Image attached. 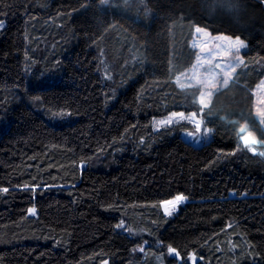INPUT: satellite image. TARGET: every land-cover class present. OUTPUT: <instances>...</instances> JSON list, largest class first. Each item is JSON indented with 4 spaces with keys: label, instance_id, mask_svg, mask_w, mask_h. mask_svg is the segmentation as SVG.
<instances>
[{
    "label": "trees",
    "instance_id": "16d2710c",
    "mask_svg": "<svg viewBox=\"0 0 264 264\" xmlns=\"http://www.w3.org/2000/svg\"><path fill=\"white\" fill-rule=\"evenodd\" d=\"M0 21V264H178L169 246L197 264H264L251 93L264 0H0ZM195 28L245 44L201 111L212 137L199 147L183 124L152 126L201 110L198 89L175 83ZM244 123L257 155L241 146ZM144 241L160 247L141 255Z\"/></svg>",
    "mask_w": 264,
    "mask_h": 264
},
{
    "label": "rangeland",
    "instance_id": "374dc122",
    "mask_svg": "<svg viewBox=\"0 0 264 264\" xmlns=\"http://www.w3.org/2000/svg\"><path fill=\"white\" fill-rule=\"evenodd\" d=\"M0 25H2L0 30L5 27L4 22L0 21ZM190 48L194 52L192 64L189 69L175 78V83L179 88L198 89L197 101L201 110L200 112L188 113L172 112L162 118L154 119L152 126L154 130H158L183 124L188 129L180 134L181 138L191 145L199 147L207 143L212 137L211 131L206 127L201 111L209 106L216 92L231 82L235 72L243 64L242 53L245 50V44L239 39L224 35H212L205 30L195 28L190 40ZM251 93L253 95L255 117L264 127V76L252 89ZM157 121H162L164 124L158 125ZM240 133L241 146L257 155L258 152L253 146L262 145V143L256 138L253 131L248 129L246 123L241 125ZM177 206L172 213L176 211ZM168 207L170 210L172 209L171 205H168ZM162 209L164 210V207ZM159 247L157 243L152 244L144 241L136 250L141 255H145L146 250L156 253ZM166 254L172 257L168 253V249H166ZM177 261L178 264L181 263L180 259ZM188 263L191 264V261L189 260Z\"/></svg>",
    "mask_w": 264,
    "mask_h": 264
},
{
    "label": "snow or ice",
    "instance_id": "6c2138e0",
    "mask_svg": "<svg viewBox=\"0 0 264 264\" xmlns=\"http://www.w3.org/2000/svg\"><path fill=\"white\" fill-rule=\"evenodd\" d=\"M0 26H2V25H0ZM156 123L158 125L164 124V122H162V121H157ZM250 150H252V149H250ZM261 154H264V153H261ZM24 187L27 188L28 185H25ZM36 187L37 186H33L32 191H36ZM0 192L8 193L9 188L8 187L0 188ZM185 199H186V197L183 194H178L175 196L174 199L166 201L162 205V207H164L165 215H171L172 211L175 210V207ZM168 205L172 206L171 210L169 209ZM35 214H36L35 208H29L28 209V215H35ZM116 227L117 228H123L124 225H123V223H121V224H118ZM141 250H143V249H141ZM168 253L172 255L173 259H180L182 261V264H188L189 260L191 261V264H197V256L195 253L188 254V260H184L183 257L180 256V253L171 246L168 247ZM105 264H107V262H105Z\"/></svg>",
    "mask_w": 264,
    "mask_h": 264
}]
</instances>
